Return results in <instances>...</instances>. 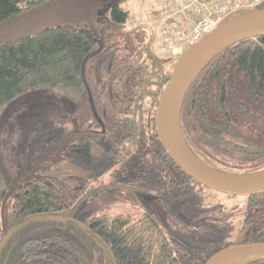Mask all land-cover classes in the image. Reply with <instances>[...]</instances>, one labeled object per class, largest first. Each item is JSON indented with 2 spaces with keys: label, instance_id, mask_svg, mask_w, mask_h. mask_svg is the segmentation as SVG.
Masks as SVG:
<instances>
[{
  "label": "trees",
  "instance_id": "16d2710c",
  "mask_svg": "<svg viewBox=\"0 0 264 264\" xmlns=\"http://www.w3.org/2000/svg\"><path fill=\"white\" fill-rule=\"evenodd\" d=\"M48 1L0 0V26ZM79 1L92 12L88 23L80 19L75 25L49 26L0 45V238L4 229L19 221L54 219L52 212L68 214L83 194L89 174L81 162L92 166L104 157L102 140L123 161L131 153L149 154L157 167H164V162L174 166L154 128L158 98L174 59L157 58L150 26L129 24V12L122 6L133 0ZM35 95L63 103L72 128L62 138L43 136L41 143L34 141L33 147L42 145L41 149L27 155L18 152L21 132L15 115ZM262 109L264 37L239 41L204 66L182 104V136L190 151L213 169L238 175L263 171L228 169L219 162L227 157L228 147L229 157L239 149L229 144L225 132L245 130L248 118ZM65 137L56 158L42 161L28 181L16 185L1 216L12 185L32 172L39 153L53 157ZM205 156L215 158L221 167ZM243 199L239 213L245 231L238 243L264 242V193ZM86 226L117 264H176L172 244L147 213L137 218L96 215ZM11 238L0 264H88L62 235L26 238L8 255Z\"/></svg>",
  "mask_w": 264,
  "mask_h": 264
},
{
  "label": "rangeland",
  "instance_id": "374dc122",
  "mask_svg": "<svg viewBox=\"0 0 264 264\" xmlns=\"http://www.w3.org/2000/svg\"><path fill=\"white\" fill-rule=\"evenodd\" d=\"M152 3L153 0H133L122 7L129 12V20L138 22L146 19L148 6ZM91 14L90 8L79 0L48 1L2 24L0 45L53 25H75L80 19L84 24L88 23ZM158 48L159 39L154 35L153 52L157 58H165L158 55ZM15 119L21 132L18 152L27 155L34 149H41L42 145L33 147L34 141L41 143L43 136L45 139L62 138L72 128V118L64 104L51 97H30L25 102V108L16 113ZM101 143L104 157L96 165L81 162L89 174L83 195L71 211L66 215L59 214L58 218H45L20 228L8 243L6 254L10 255L26 238L56 233L70 240L88 264H117L111 258L108 247L86 226L88 219L101 214H129L137 218L147 213L173 245L176 264H203L202 260L209 255L208 252L227 241L232 242L235 222L238 221L236 215L239 209L236 205L227 208L229 214L236 218L228 233L225 230L226 219L206 222L211 206H201V199L191 186L165 178L166 170L152 164V155L131 153L123 161L116 151L109 148L107 141L102 140ZM38 155L39 159L45 158L41 153ZM213 208L219 209V206Z\"/></svg>",
  "mask_w": 264,
  "mask_h": 264
},
{
  "label": "water",
  "instance_id": "95a60500",
  "mask_svg": "<svg viewBox=\"0 0 264 264\" xmlns=\"http://www.w3.org/2000/svg\"><path fill=\"white\" fill-rule=\"evenodd\" d=\"M264 37V2L252 9L240 10L224 18L211 32L187 47L172 65L170 76L157 102L154 128L160 147L174 166L188 179L202 187L231 197H249L264 193V170L252 174H230L211 168L187 147L180 127V112L184 98L204 66L227 47L247 39ZM49 158L38 159L32 172L17 180L7 192L4 205L19 182L28 181L42 161H51L63 150ZM128 190L125 187H119ZM38 218L20 221L0 238V254L9 238L21 227ZM264 261V242L235 243L213 253L203 264H248Z\"/></svg>",
  "mask_w": 264,
  "mask_h": 264
},
{
  "label": "built area",
  "instance_id": "2783aa9c",
  "mask_svg": "<svg viewBox=\"0 0 264 264\" xmlns=\"http://www.w3.org/2000/svg\"><path fill=\"white\" fill-rule=\"evenodd\" d=\"M264 0H157L155 13L142 22L130 20L131 26L148 24L159 39L158 52L165 57L178 56L184 49L211 32L234 12L252 9Z\"/></svg>",
  "mask_w": 264,
  "mask_h": 264
},
{
  "label": "flooded vegetation",
  "instance_id": "af4514ba",
  "mask_svg": "<svg viewBox=\"0 0 264 264\" xmlns=\"http://www.w3.org/2000/svg\"><path fill=\"white\" fill-rule=\"evenodd\" d=\"M248 119L250 120V123H247L245 130L232 131L229 129L227 130V132H225V137L227 138V140H229V144L231 146H236L239 148L234 154H231L229 157V147H228L227 157L225 158V160L219 161L220 163H225L226 168L228 169L229 167H240L246 170H256V169L264 168V109L260 110L259 112H257V114H255L252 117H249ZM205 160L209 161L213 166L221 167L220 165L213 162V160H216L215 158L205 156ZM162 165L164 167L161 168H164L166 170L165 171L166 174H164L165 178H168L172 182L182 180L181 182L183 184H187L194 189L196 195H198V198L201 199V206H211L212 209L210 212H208L209 217L205 221L214 222V219L216 220L226 219L225 230H227L229 233V228L231 227L233 222L236 221V218L229 214L227 208L232 206V204H234V206L236 205L237 209L241 208L242 205L244 204L243 198L246 197H231L224 194H218L186 178L182 173H179L176 170L175 166H172L170 163L164 162L162 163ZM213 206H219V209L213 208ZM51 216L53 218H58L59 213L52 212ZM236 216L238 217V221L235 222L236 223L235 230L233 231L234 238L231 237L232 242L229 243V241H227L224 244L219 245L218 248L212 250L211 252H208L209 255L206 258H204L202 261L205 262L216 251L228 247L229 245L238 243V241L244 234L245 228L244 229L241 228L242 216L240 215L239 211H237ZM230 231L232 232V230ZM4 247L1 251V254L4 250Z\"/></svg>",
  "mask_w": 264,
  "mask_h": 264
},
{
  "label": "crops",
  "instance_id": "0c3cea01",
  "mask_svg": "<svg viewBox=\"0 0 264 264\" xmlns=\"http://www.w3.org/2000/svg\"><path fill=\"white\" fill-rule=\"evenodd\" d=\"M129 3V2H128ZM127 4V3H126ZM153 10H155V6H154V0H153V3H152V6H151V4H149V6H148V12L146 13V14H149V13H152L153 12ZM150 11V12H149ZM147 16V15H146ZM144 18H146V17H144ZM141 19V18H140ZM130 20H134L135 21V19H130ZM145 20V19H144ZM144 20H141V21H138V22H142V21H144ZM137 22V21H136Z\"/></svg>",
  "mask_w": 264,
  "mask_h": 264
},
{
  "label": "bare ground",
  "instance_id": "6f19581e",
  "mask_svg": "<svg viewBox=\"0 0 264 264\" xmlns=\"http://www.w3.org/2000/svg\"><path fill=\"white\" fill-rule=\"evenodd\" d=\"M177 178H178V177H177ZM181 181H182V180H181ZM176 183H177V182H176ZM176 183H175V184H176ZM113 187H114V186H113Z\"/></svg>",
  "mask_w": 264,
  "mask_h": 264
}]
</instances>
